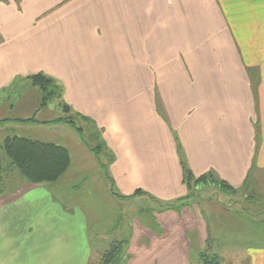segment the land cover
<instances>
[{"label":"crops","instance_id":"0c3cea01","mask_svg":"<svg viewBox=\"0 0 264 264\" xmlns=\"http://www.w3.org/2000/svg\"><path fill=\"white\" fill-rule=\"evenodd\" d=\"M230 3L264 0L0 1V144L58 119L37 118L44 107L29 77L43 73L101 130L122 196L142 188L163 203L184 198L128 225L124 264H196L203 254L264 264V218L219 220L222 238L209 230L213 198L199 197L214 186L188 197L183 180V166L195 177L211 172L235 195L264 200V53L239 41ZM23 182L0 195V264H94L117 241L92 239L86 216L64 207L51 183ZM250 213L242 211L264 216Z\"/></svg>","mask_w":264,"mask_h":264},{"label":"rangeland","instance_id":"374dc122","mask_svg":"<svg viewBox=\"0 0 264 264\" xmlns=\"http://www.w3.org/2000/svg\"><path fill=\"white\" fill-rule=\"evenodd\" d=\"M220 4L226 10L227 3ZM230 4L238 15L237 17H239V22L234 25L239 41L244 43L246 49L250 48L252 55H259V53H261V56L264 53V3ZM253 72L256 73L254 70ZM57 85L63 91V85L60 82ZM56 94H58V92ZM57 99L58 97L52 99L47 107L42 108V110L39 111L37 118L40 120H46L48 118H63L68 116V114L64 113L61 107L57 105ZM59 100H63L62 96ZM74 121L77 126L83 129L85 139L93 147H96L100 140L99 138H94V136H97V133L100 130L98 128L92 130L91 125H87L78 118L74 119ZM27 127L36 128H33L32 130L27 128L28 130L19 131L21 133L16 134L34 140L62 145L68 150L70 155L69 169L63 176L64 178L62 177L63 179L61 178L56 182L57 184H48V187L51 188L49 191L52 192L53 190L59 195L64 207L67 208V205H76L79 208V212L84 214L88 220L90 236L92 239L96 237L93 235H99L101 237L107 236L108 238L116 236L117 241L122 240V238H124L123 240L129 241L127 237L130 234L127 230L128 225L131 222L134 223L136 221H140L142 224H148V208L149 210L152 209V211H150L151 215H149L151 219L152 216H154L152 213L163 208L164 205L167 204V206H169L171 204L172 206H175L177 201L163 203L161 200L152 199V194L142 188L139 190H141L143 194H140L138 197H136L137 195L135 194L137 189L133 191L132 200L122 196L118 192L116 186L112 183V179H110L108 174L110 153L107 149H104L103 147L96 148L98 154L97 156L94 155L87 148V145L80 138L78 133L68 124L57 122L49 124L48 126ZM90 133H94V135L90 136ZM1 138L2 134L0 133V140ZM0 160L4 167V184L8 190L11 188L17 190L22 183H24L23 179L20 178L17 170L8 167L9 161L1 150ZM215 189H217V187L214 186L212 188H207L205 191H199V197L207 199L211 196L213 198V202L206 207L207 213L210 214L208 216L209 230L221 235V233L217 232L218 227L215 223L219 222V220V223H223L222 220H225V224L228 222L231 226H234L235 224L241 223L242 219L250 224H259L258 221L264 218V216H256L254 219L255 221H253L252 219H249L248 215H242V211L246 214L247 212H251L250 214L252 215L264 213V200L255 197V195L247 194L246 191H244V193L242 191L241 194L239 193L235 195L238 193L236 189L231 193L223 192L219 188L218 191ZM245 196L248 198H244ZM222 208L226 211L228 210L227 212L229 214L227 213V216H225L226 219L223 214L222 217H217L220 216V212L216 215L217 210ZM248 220L250 221L248 222ZM257 229L259 231L262 230L260 231V234L264 235V225L258 226ZM225 232L226 230L223 228L224 236ZM224 236L221 235L222 238ZM191 252L192 256H197L195 249H192ZM101 254L95 262L99 259ZM192 260L196 262V264H202L201 260L197 257H194Z\"/></svg>","mask_w":264,"mask_h":264},{"label":"trees","instance_id":"16d2710c","mask_svg":"<svg viewBox=\"0 0 264 264\" xmlns=\"http://www.w3.org/2000/svg\"><path fill=\"white\" fill-rule=\"evenodd\" d=\"M29 79L31 84L36 86L41 92L40 107L48 106L52 99L58 97V105L64 113L68 114L66 117L58 118L53 121L54 123L62 122L68 124L78 133L80 138L87 145V148L94 155L97 156L98 154L96 148L103 147L106 149V145L101 137V130H97V136H94V138L96 137L100 140L96 147H93L85 139L83 129L76 125L74 119L78 118L87 125H91L92 130L97 129L94 121L74 112L69 105L59 100L61 98V88L51 77H48L43 73H37L30 76ZM57 92L58 94H56ZM21 122L36 121L33 118H30L27 120H21ZM93 135L94 133H90V136ZM0 150L9 161L8 167L17 170L21 179L33 185L58 182L66 174L70 166V155L64 146L51 142L34 140L25 136L15 135L6 137L0 144ZM112 160L113 156L110 155V162H112ZM183 172V180L189 191L188 197H191L194 194V191L198 186L204 184H211L223 192L231 193L235 191L231 185L216 178L211 172L195 177L185 166H183ZM7 190L8 189L4 184V167L0 160V195ZM135 194H143V192L137 189ZM183 200L184 198L178 199L177 202H182ZM127 242V240L112 241L94 264H124L128 258V255L126 254ZM201 260L202 264H219L216 256L210 257L207 254H203L201 255Z\"/></svg>","mask_w":264,"mask_h":264}]
</instances>
